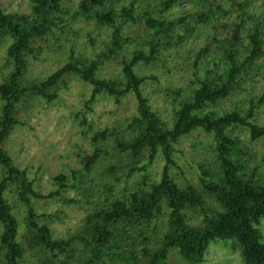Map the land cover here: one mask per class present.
Returning a JSON list of instances; mask_svg holds the SVG:
<instances>
[{"label": "trees", "instance_id": "obj_1", "mask_svg": "<svg viewBox=\"0 0 264 264\" xmlns=\"http://www.w3.org/2000/svg\"><path fill=\"white\" fill-rule=\"evenodd\" d=\"M115 1L79 0L77 4L75 14L95 19L112 28L105 49L97 57H71L49 76L24 85L25 55L38 38L53 31L56 19L65 11L63 0H32L30 11L25 13L4 11L0 0V42L5 36L13 39L7 52L15 65L13 72L0 84V96L4 101L0 116V264H20L24 254V246L19 239L20 222L9 193H13L24 207V239L29 245L51 253L68 251L71 241L54 239L49 226L39 224L33 206L34 199L50 198L53 193L44 194L36 190L34 181L25 170L14 164L2 144L17 124L16 113L22 98L39 95L52 101L70 74L92 85L86 105L102 92L117 101L127 93H132L136 98L138 114L128 125L132 128V135L119 140L117 148L127 152L134 160L145 150L150 163L159 153L164 159L160 180L152 183L150 188H143L142 183L126 199H115L86 216L85 230L89 237L80 235L79 238L97 258L102 248L109 245L120 224L124 231L129 226L143 234L146 228L142 224L161 217L164 205L168 208L167 229L157 247L150 249L143 246L146 264H170L169 252L173 248H177L189 264H201L216 240L225 244L223 248L236 246L244 264H264V236L258 226L264 220V176L256 168L247 170L242 154H250L241 146L239 138L232 137L229 132L235 126H244L249 129L251 140L264 137V125L253 120L257 104L252 100L246 112L242 109L219 114L211 109L237 90L247 80L250 71L263 64V26L258 21L254 22L255 14L246 11L251 2L239 0L237 6L240 13L237 16L240 20L224 21L226 31L221 36H214L213 50L217 54L222 52L225 58L223 71L215 74L216 69L209 70V74L200 80L199 86L180 104L173 123L168 126L143 92L146 76L137 73L134 66L140 61L149 63L157 58L162 49L172 45L175 35V44L182 43L185 35L176 34V29L179 25L189 27L192 21H186V15L177 18L172 14V9L181 0H155L152 9L142 14L149 36L142 42L143 48L136 47L129 57L121 59L123 79L101 78L97 76L101 64L116 56L122 47L123 26L128 21H137L132 6L117 8L114 6ZM199 6L201 8L191 14L195 27L196 24L211 23L223 12L222 7L213 0H199ZM146 45L149 46L148 51ZM209 49V45L200 49L196 59L199 60ZM263 102L264 95L257 103ZM197 129L212 133L216 141V160L210 165L200 166V189L188 182L179 184L171 173L176 163L175 143ZM108 135L109 130L105 129L96 132L92 139L99 144V139H105ZM100 148L98 146V149L83 158L87 171L100 158ZM65 178L61 174L54 180L63 187ZM208 196L216 199V206L209 204ZM189 213H198L202 217L201 225H192L188 219ZM228 240H234V246Z\"/></svg>", "mask_w": 264, "mask_h": 264}, {"label": "rangeland", "instance_id": "obj_2", "mask_svg": "<svg viewBox=\"0 0 264 264\" xmlns=\"http://www.w3.org/2000/svg\"><path fill=\"white\" fill-rule=\"evenodd\" d=\"M131 1V2H130ZM155 0H117L114 6H132L137 21H128L122 30V47L116 56L101 64L97 76L106 79H123L121 59L129 57L136 47H142L147 39L148 30L142 14L152 9ZM222 7L223 12L211 23L194 24L192 13L200 9L199 0H181L172 9L175 17L187 16L189 27L178 26L176 34L185 35L182 43L162 49L157 58L149 63L140 61L134 69L146 76L142 86L150 105L162 120L171 126L175 111L199 86L200 80L216 69L215 74L223 71L225 58L223 53L213 50L214 36H221L226 28L224 21L236 19L240 8L239 0H213ZM6 12H29L32 0H1ZM79 0H63L65 11L56 19L52 32L38 38L25 55L24 85L43 79L53 73L71 57L93 59L105 49L111 37L112 28L95 19H87L75 14ZM151 2V3H150ZM246 11L255 14L254 22L263 26L264 35V0H249ZM250 22V20H248ZM194 31L193 33H191ZM13 39L9 36L0 42V84L14 70V60L8 56V47ZM209 45V50L196 56L200 49ZM146 51L149 46H145ZM201 51L199 55L202 53ZM199 57V56H198ZM262 65L250 71L247 80L234 90L217 106L211 107L219 114L244 109L246 112L254 100L257 104L254 122L264 125V102L257 101L264 95V58ZM92 93V85L70 74L66 83L57 90V97L47 101L39 95H27L22 98L17 108V124L12 128L2 146L11 156L14 164L25 170L34 181L36 190L53 195L46 199H34L37 220L40 225H48L52 237L56 240H70L68 251L53 253L29 245L24 239V207L13 193L9 199L20 222L19 239L24 246L20 264H146L142 248L157 247L167 229L168 208L163 205L162 216L157 220L142 224L144 233L127 231L120 224L108 246L103 247L97 258L90 247L85 246L80 235L89 237L85 230L86 216L108 205L115 199H126L138 185L150 188L160 180L164 159L159 153L153 162H148L145 150L137 159H132L127 152L117 148V142L132 135L129 123L138 114L136 98L127 93L120 101L108 93L102 92L86 105ZM3 100L0 96V116ZM85 120V121H83ZM108 129L110 135L94 141L96 132ZM230 135L239 138L241 146L249 152L242 154L247 170L258 169L264 176V137L253 141L247 127L235 126ZM100 146V158L90 171L84 168L83 158L93 153ZM216 141L212 133L197 129L183 136L175 143V165L171 173L179 184L192 183L198 189L200 166L212 164L216 160ZM143 169V166H145ZM142 167V169H138ZM1 174V172H0ZM65 175L63 187L55 183L54 177ZM212 206L217 205L215 198L208 196ZM192 225H201L202 217L189 213ZM258 226L264 236V220ZM2 227L0 225V232ZM264 239V237H263ZM234 246L235 241L228 240ZM225 244L214 241L201 264H244L237 247L223 248ZM170 264H189L177 248L169 252Z\"/></svg>", "mask_w": 264, "mask_h": 264}]
</instances>
